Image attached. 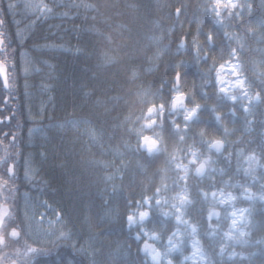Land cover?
<instances>
[{
    "label": "trees",
    "instance_id": "trees-1",
    "mask_svg": "<svg viewBox=\"0 0 264 264\" xmlns=\"http://www.w3.org/2000/svg\"><path fill=\"white\" fill-rule=\"evenodd\" d=\"M241 2L251 3V14L247 6L237 8L241 12L237 19L224 9L221 28L213 20L211 0H0L4 21L0 58L8 55L14 65L8 69L9 90L0 80V106L5 107L0 157L7 152L0 161V177L9 179L6 170L13 163L15 178L2 189L9 191L19 209L28 233L22 241L42 250L32 257L33 264H153L141 253V243L149 240L161 247L176 231L174 217L166 221L161 213L173 211L172 198L185 184L193 203L183 210V219L197 226L203 247L219 260L218 243L206 234L208 206L202 193L219 190L225 181L229 185L225 191L238 196L243 189L231 185L264 192V168L256 167L255 182L243 171L248 166L244 157L253 152L264 165V26L258 23L264 20V0ZM42 3L52 9L44 17L27 6ZM208 33L214 36L212 46ZM226 33L235 36L229 39ZM232 48L236 57L230 55ZM238 61L246 65L242 78L248 95L259 93V102L249 104L233 87L232 65ZM173 88L189 97L187 107L202 105L198 118L179 133L172 122L183 129L184 121L170 111ZM222 88L229 91L221 92ZM230 95L238 99L233 102ZM160 105L164 112L155 114L159 135L154 138L166 151L149 155L140 147L136 129L147 109ZM217 112L223 117L220 123ZM215 139L225 146L219 154L210 153L202 143ZM190 148L210 155L215 171L204 177L190 171L177 186L183 173L175 165L187 164ZM176 152L179 159L174 163L171 157ZM157 189L161 196H156ZM145 199L152 205L160 199L163 207L153 206L146 222L129 228L127 215L149 210ZM236 206L252 209L250 243L237 245V251L248 257L225 259V264H264V243H256L264 239V202L240 198ZM226 210L230 209L221 208L222 213ZM142 229L161 231L160 242ZM183 239V251L171 254L176 264L193 251L194 237Z\"/></svg>",
    "mask_w": 264,
    "mask_h": 264
},
{
    "label": "clouds",
    "instance_id": "clouds-1",
    "mask_svg": "<svg viewBox=\"0 0 264 264\" xmlns=\"http://www.w3.org/2000/svg\"><path fill=\"white\" fill-rule=\"evenodd\" d=\"M215 2L220 8H225L226 6H234L233 0H215ZM212 3L213 0H211V3L209 5L210 10L212 7ZM233 87L235 86L233 85ZM228 91L229 90L226 88L223 89V92ZM242 98L243 97H241V99ZM231 99L235 101L237 97L232 96ZM183 100L184 95L178 94L175 98V101H173L172 103L180 104L183 102ZM173 111H175L174 108ZM194 111L195 110H193V112H189L185 119L190 118L194 114ZM154 112L155 110L149 107L147 109V115L143 118L142 122L139 125V128L136 129L137 134L141 136V148H145L147 152H149V154H151L152 150L156 149L157 146L161 143L160 140L154 138L155 136L159 135V132L155 131L154 127L157 126V120L155 118ZM220 115L221 113L219 112L215 114L216 117H219ZM148 130L153 131L149 132ZM222 144L223 141L221 139H215L212 141L209 147H215L216 150L219 151ZM189 151L200 152L199 149H189ZM241 151H243V149H241ZM173 156L179 159V152H176ZM258 158L259 157L257 156V159ZM209 159H211L210 155L203 157V162H201L196 169L197 173L203 172L205 163ZM244 159L248 162V166L246 167V169L254 172L257 167V163L256 160L252 158V154L245 156ZM196 163L197 160L195 155H191L187 161V164L179 163L175 166L190 167L191 165H194ZM237 185L238 183L233 184L231 185V188H235L237 187ZM228 187L229 185L227 181H225L224 187L220 188L219 190H214L210 194L208 192H204V194L207 196V217L210 218L208 220V228L210 229V231H208L206 234L211 241L218 243L219 251L216 253V255L219 257V260L213 259L211 257V253L207 252L203 247L202 241L196 236V225H193L195 231L190 233L181 231V229L177 227L176 231L174 232L175 235L169 236L167 239V243L161 245V247H157L156 243H149L148 241H145L143 244V248L151 249L152 256L156 259L158 264H160V262H162V264H176V262L171 258V254L177 252L176 250L182 252L184 244L183 237L185 235H191L194 237V239L191 241L193 251L190 256H183L179 264H184V261L189 259L193 261V264H197V262H199V264H225V259H227L228 261L234 260L237 257L242 260L246 259L248 257V254L243 251L238 252L237 245L243 247L250 243L249 237L252 234L250 225H252L253 221L249 213L252 209L251 206L237 207L236 202L244 196V193L242 192L238 196L233 191H225V189ZM246 190L253 196H260L261 199H264V193H253L252 189L247 187ZM172 201V205L175 206V196L172 198ZM229 202H231L234 207H228L230 210H226L222 213L221 208H223ZM191 203H193L192 200ZM218 205L219 207H217ZM184 209H186V207L182 209H177V211H180L182 214H184ZM165 213H167V215H165ZM172 213V210H165L161 213V216L164 220L167 221L174 217ZM213 218H216L218 222L213 224L211 222ZM174 220L177 224L179 217H174ZM185 222L188 223L187 220H185ZM142 231H144L145 235L149 236L154 241L160 242L162 234L161 231H149L147 229H142ZM170 240L171 243H169ZM256 243H264V239H258Z\"/></svg>",
    "mask_w": 264,
    "mask_h": 264
},
{
    "label": "snow or ice",
    "instance_id": "snow-or-ice-1",
    "mask_svg": "<svg viewBox=\"0 0 264 264\" xmlns=\"http://www.w3.org/2000/svg\"><path fill=\"white\" fill-rule=\"evenodd\" d=\"M233 4H234V6H226L225 8H220V7L217 6V3L215 2V0H213L212 7H211V12L213 14V20H214L216 25H218L221 28L225 27L224 17L222 16V11L224 9L228 10V16H233L234 15L237 19H239L241 17V12L240 11H235L237 8L243 10L247 6V10H248L249 14H251V11H252L251 3H247V5H246L244 2H241V0H233ZM27 6L32 11L39 10L41 12V15H40L41 17L46 16L47 14L51 13V11H52V9L49 8L47 4H43V3L39 4V5L29 4ZM176 14H177V16H179L181 14V9L180 8L176 9ZM0 23H2V21H0ZM258 23L260 24V26H264V20L259 21ZM249 31H251V29H249ZM225 35H227L229 39H232L235 36L234 33L233 34H227L226 33ZM207 40L209 42V45L212 46L213 43H214V36H213L212 33H208L207 34ZM236 43H237V45L239 47L243 48V44L240 42L239 38H237ZM0 44H3L2 40H0ZM184 45H185V41L182 38L181 39V46H184ZM230 55L233 56V57H236L237 56V50L235 48H232L231 51H230ZM196 57H197V59H201L202 58L200 56L199 51L196 52ZM10 66L14 67V65H11V62H10V59H9L8 55H5L3 58H0V78H2L4 86L6 88L10 87V84H9V79L10 78H9V75H8V69H9ZM179 67H180V65H176L177 71L175 73V79H176L177 85L179 84V78L181 76V73L178 70ZM232 68H233L234 73L236 75V79H235L233 85L235 86V88H239L241 90L240 96L243 97L244 99H247L249 104L251 103L252 100H256L257 102H259L261 100L260 94L256 93L255 96H249L248 95L247 86L245 84V80L242 78L243 72L246 70V65H244V64H242V63H240L238 61L237 63L232 65ZM220 79L221 78L219 76V73H217V80H220ZM220 91L223 92V88L220 89ZM172 92L174 93V99L172 100V102L175 101V98H176V96L178 94H183L184 95V100H183L182 103L174 104V103L171 102V107H170V111L171 112L175 113L176 115H182V117H183V121H184V128L183 129H181L180 125L175 123V121L172 122L173 129L176 130L177 133H179L180 131H184L185 129H187L189 127V124L192 123L194 120H196L198 118L202 105L195 104L194 106L189 108V107H187V101H188L189 97L185 93L178 91L177 88H173ZM225 93H227V92H225ZM232 96H235L238 99L237 95H230V96H228V99L233 101L231 99ZM8 99H9V97H6L5 103H7ZM235 101H233V102H235ZM151 108L155 110L154 114L159 113V114L162 115L163 112H164V105H160L159 108H157L156 106H153ZM173 108L175 109V111H173ZM181 110H183V112H181ZM193 110H195L194 114L190 118L185 119V117L188 115V113L189 112H193ZM212 110L215 113V109H212ZM244 111L246 113L250 111V109H249V107L247 105H244ZM233 115H235L234 112H233ZM215 119L217 120V122L220 123L222 121L223 117H222V115H220L219 117L215 116ZM0 122H3V121H0ZM201 136H203V133H201ZM179 139L181 141H183L184 140V136H179ZM138 142H140L139 139H138ZM202 143L207 144L208 151L210 153L212 152V150H215V152L217 154H219V153L222 152V150L224 148V143L222 144V146H221L219 151H217L215 147H209V145L212 142L202 141ZM140 145H141V142H140ZM190 149H194V148H190ZM137 150H139V149H137ZM164 151H166V149L160 143L157 146L156 149L152 150L151 154H149V152H148V154L149 155L159 154V153H162ZM189 152L191 153V155H195L197 163L194 164L195 167L191 168V169H190V167H187V166H185V167H176L180 172L183 173V175H179L178 176L177 186H179V182L187 180V177H188V174H189L190 171L193 172V174L196 177H204L205 175H208L211 172L215 171V169L212 167V165L215 163V161H213L212 159H209L205 163L203 172L202 173H197L196 169L199 166V164L201 162H203L204 155H203V153H200V152H192V151H189ZM240 153L243 154V151L240 150ZM251 154H252V158L254 160H256L257 166L264 168V165L260 164V158L257 159V156H256L255 152H253ZM6 156H7V152L5 153V157ZM5 157H0V161L4 160ZM171 160H172V162L175 163L177 158L172 156ZM180 163H182V162H180ZM176 164H179V163H176ZM6 171H7V173H9V179H14L15 178L14 165H10L7 168ZM243 171H244V174L246 176L247 175H251L252 176L253 182H255L258 179V177H256L254 175V172H252V171H250V170H248L246 168L243 169ZM9 179H3L2 177H0V188L5 187V186H9L10 187ZM237 186H239V187H241L243 189L242 192L244 193V196L242 198L247 199V200H255V199L258 198L260 201L264 202V199H261L260 196H253L252 194L248 193L247 190H246V187H244L243 185H237ZM164 190L167 191L168 187L164 186ZM262 193H264V192H262ZM161 195L162 194H161L160 189H157L156 196H161ZM202 195L204 196L205 199H207V196L204 193H202ZM175 200H176V204H175V206H173L171 204V208L173 209V213H172L173 216L174 217H179V220L177 221L178 228H180V226H183L186 233H190V232L195 231L194 226L189 224V223H187V222H185V220L183 219L184 214H182L180 211H177V209L185 208L187 205H189L191 203V200L189 199V196H188V189H187L186 184L182 188V190L179 193H177V195L175 196ZM168 203H169V201L167 200V198H163V205H167ZM144 204L149 205V210L139 211L138 215H136V214L127 215L126 220H127V226L129 228H131L133 225H135L138 222L139 223L146 222L149 219L150 215H151V210L150 209L153 206L156 207V208H162L163 207L160 199H156L154 205H152L151 201H149L148 199H145ZM225 206L234 207V205L231 202H229ZM8 212H9L8 205L6 203L0 202V225L4 224L5 217L8 216ZM251 212H252V210L249 213L250 215H251ZM165 215H167V213H165ZM207 219L209 220L210 218L207 217ZM143 234L145 235V233H143ZM18 235H19V233L15 229H12L11 236L12 237H17ZM65 235H67V234H65ZM174 235H175V233H173V236ZM135 238L137 240H139L141 238V235L139 233H137ZM5 239H6L5 235L2 232H0V245H3L5 243ZM169 243H171V240L169 241ZM39 251H42V250H39V249H36V248H33V247H28V249H27V253H32V254H36ZM143 251L146 254H150L153 264H158L156 259L152 256L151 249L143 248ZM176 251H178V250H176ZM0 264H4L2 258H0ZM26 264H33V259L32 258L28 259L26 261ZM160 264H162V262H160Z\"/></svg>",
    "mask_w": 264,
    "mask_h": 264
},
{
    "label": "flooded vegetation",
    "instance_id": "flooded-vegetation-1",
    "mask_svg": "<svg viewBox=\"0 0 264 264\" xmlns=\"http://www.w3.org/2000/svg\"><path fill=\"white\" fill-rule=\"evenodd\" d=\"M2 23H0V38L3 40V31L1 30V26L3 25L4 21L0 19ZM1 80V79H0ZM6 98V97H5ZM4 98V101H5ZM1 107L0 106V115L2 118V121H4L2 114H1ZM4 107V106H3ZM5 108V107H4ZM3 122L0 123V125ZM5 134V133H4ZM13 136L10 137V140ZM12 164V163H10ZM9 164V165H10ZM8 165V167H9ZM14 174H15V166H14ZM12 196L8 192H4L2 188H0V202L6 203L9 207V213L8 216L5 217V222L3 225H0V232H2L5 235V243L3 245H0V258L3 259L4 264H26V261L34 256L32 253H27L28 247H33L31 245L30 241L27 239L22 241L23 237H27L28 233L24 232V226L22 225V219L19 212L18 207L15 206V200H11ZM16 213L17 216H13L12 214ZM12 229H15L19 235L17 237L11 236ZM33 229L36 231L38 230V222H35L33 224Z\"/></svg>",
    "mask_w": 264,
    "mask_h": 264
},
{
    "label": "water",
    "instance_id": "water-1",
    "mask_svg": "<svg viewBox=\"0 0 264 264\" xmlns=\"http://www.w3.org/2000/svg\"><path fill=\"white\" fill-rule=\"evenodd\" d=\"M0 40H2V39L0 38ZM2 41H3V40H2ZM184 41H185V40H184ZM2 45H3V44H0V49H2ZM1 80H2V78H1ZM2 82H3V80H2ZM3 85H4V83H3ZM178 85H179V84H178ZM4 87H5V86H4ZM5 89L8 90L9 88H6V87H5ZM3 108H4V107H1V110H2ZM0 121H2L1 115H0ZM0 123H1V122H0ZM11 139H12V138H11ZM12 140H13V139H12ZM224 148H225V146H224ZM224 148H223V150H224ZM223 150H222V151H223ZM10 165H13V164H10ZM10 165H9V166H10ZM8 174H9V173H8ZM8 210H9V207H8ZM8 213H9V212H8ZM146 241H148V240H146ZM144 242H145V241H144ZM144 242H142L141 247H140V251H141L142 254H146V253L143 251V244H144ZM148 242H149V243H154V242H151V241H148Z\"/></svg>",
    "mask_w": 264,
    "mask_h": 264
},
{
    "label": "rangeland",
    "instance_id": "rangeland-1",
    "mask_svg": "<svg viewBox=\"0 0 264 264\" xmlns=\"http://www.w3.org/2000/svg\"><path fill=\"white\" fill-rule=\"evenodd\" d=\"M4 110V108L2 109V111ZM149 257H150V259H151V256H150V254H149Z\"/></svg>",
    "mask_w": 264,
    "mask_h": 264
}]
</instances>
